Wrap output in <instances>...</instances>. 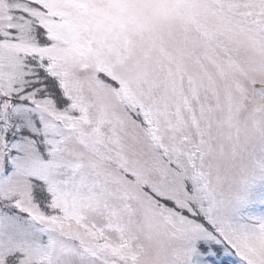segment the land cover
<instances>
[{
	"label": "snow or ice",
	"instance_id": "1",
	"mask_svg": "<svg viewBox=\"0 0 264 264\" xmlns=\"http://www.w3.org/2000/svg\"><path fill=\"white\" fill-rule=\"evenodd\" d=\"M0 264H264V0H0Z\"/></svg>",
	"mask_w": 264,
	"mask_h": 264
}]
</instances>
